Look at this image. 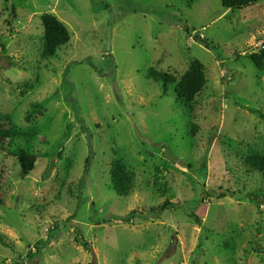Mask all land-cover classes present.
Masks as SVG:
<instances>
[{
	"label": "rangeland",
	"instance_id": "obj_1",
	"mask_svg": "<svg viewBox=\"0 0 264 264\" xmlns=\"http://www.w3.org/2000/svg\"><path fill=\"white\" fill-rule=\"evenodd\" d=\"M44 14L71 34L56 57ZM263 48L264 0H0V128L21 134L0 149V264H264V177L244 162L264 155ZM193 60L189 107L147 76Z\"/></svg>",
	"mask_w": 264,
	"mask_h": 264
},
{
	"label": "trees",
	"instance_id": "obj_2",
	"mask_svg": "<svg viewBox=\"0 0 264 264\" xmlns=\"http://www.w3.org/2000/svg\"><path fill=\"white\" fill-rule=\"evenodd\" d=\"M220 1L225 10L234 11L248 8L257 4L260 0ZM41 22L44 30L42 56L56 57L59 49L66 46L70 42V31L67 26L53 14L42 15ZM249 58L257 70L262 71L264 69V48L254 52L249 56ZM147 76L155 82L162 83L164 90H167L169 85H175L176 103L184 107H189L190 104L193 103L197 95L201 93L207 83L204 65L199 60H193L190 63L189 68L180 78H176L168 72L159 71L154 68L148 70ZM20 135V132L14 129L6 130L0 128V149H5L6 145L9 144L10 141ZM12 155L16 158L22 173L26 176L30 175L37 162V156L29 154L25 150H19ZM244 162L250 170L257 172L264 177V155L254 153L247 156ZM1 178L2 177L0 175V182ZM110 178L112 189L118 196L126 197L130 194L132 189V175L127 172L121 160H114L111 163ZM223 197L225 196L223 195ZM2 203L3 196L0 192V205ZM167 205V203L163 204L161 209H166ZM135 213L136 212L130 213L128 217H132ZM5 240V236L0 233V244L6 245ZM83 244L85 247L89 246L88 241H84ZM29 257L31 258L32 256Z\"/></svg>",
	"mask_w": 264,
	"mask_h": 264
}]
</instances>
